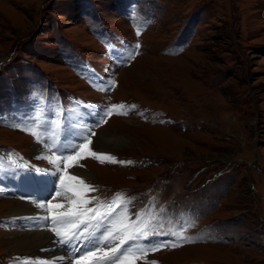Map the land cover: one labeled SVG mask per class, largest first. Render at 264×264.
Masks as SVG:
<instances>
[{
  "label": "rangeland",
  "instance_id": "374dc122",
  "mask_svg": "<svg viewBox=\"0 0 264 264\" xmlns=\"http://www.w3.org/2000/svg\"><path fill=\"white\" fill-rule=\"evenodd\" d=\"M138 42L135 55L128 46ZM113 45L134 57L120 61ZM91 65L109 80H97L104 91L89 84ZM83 105L87 121L75 140L60 151L42 143L43 156L31 152L43 141L25 114L50 117L54 128ZM99 132L124 138L103 162L92 155ZM88 139L77 157L72 149ZM5 155L34 161L45 183L47 170L66 171L46 197L65 199L66 211L77 208L65 206L78 196L87 209L85 201L112 198L109 223L119 224L102 229L104 219L97 229L117 240L147 234L131 247L133 259L117 264H264V0H0ZM1 188L0 264H15L6 239L17 231L1 203L29 199ZM146 218V229L156 225L159 234L140 229ZM169 225L188 240L177 242ZM161 240L178 246L140 251Z\"/></svg>",
  "mask_w": 264,
  "mask_h": 264
},
{
  "label": "bare ground",
  "instance_id": "6f19581e",
  "mask_svg": "<svg viewBox=\"0 0 264 264\" xmlns=\"http://www.w3.org/2000/svg\"><path fill=\"white\" fill-rule=\"evenodd\" d=\"M78 116L80 118V115ZM79 122H81L80 124H83L84 120L82 119ZM65 124L66 123L62 124V126ZM66 131L69 132V130H66ZM98 135H99V142L96 144V148H94L93 150L97 154H103L104 157L110 154V150L113 148L112 142L120 143L124 141L123 137L116 135V134L107 135L105 132H101V133L99 132ZM42 143L43 142L41 141H36L32 143L31 152L33 154H40V156H43L46 153L47 149L44 147L43 145L44 143L43 144ZM54 166H56V169H58L60 165L58 162H56ZM78 172H80L81 174L80 176L82 178L83 177L85 178L86 176L88 177V174H86L85 169H81ZM13 173H14V170L13 172L11 171L8 174L6 181H4L5 185H8L7 183H9V181L14 178V176L13 177L11 176ZM39 173H41V171H39ZM41 182H43V178L41 179ZM31 186L32 185H27L26 187H31ZM43 188H44L43 185L41 186L37 185L27 190L31 194V196L28 197L29 199L28 201H24V202L22 201L21 203V202H17V200L15 201L11 199V200L3 201V204L1 203V205H4V206L9 205L7 210H5L4 212V216H7L6 218L8 219L6 223L12 227H15L12 229H15L17 231V233H15L12 238L6 239L8 247L12 251H14V253L18 255L17 261H19L20 264L23 262H30V264H39V263L71 264L72 259L74 257H77L79 254L81 255V253H84L85 250L87 251L91 249L94 252L99 250L98 252L100 253L101 249L106 247V245L104 247L98 246L97 248L96 245H93L91 243L86 244V241H84V244H86L87 247H85L84 244H81L80 250L76 251L72 247L65 246L64 244L56 242L60 238L55 235L54 231H52V228L54 227L53 222H52V217L50 218L47 217V214H46L47 211H45L44 208L41 209L39 207V204L41 203L44 204V201H42V199L45 193L47 192V190H43ZM82 198L83 197L80 198L78 196L77 200H79V202L71 201V203H68L65 207L74 208V206H76L77 208L74 209L76 212L78 213L85 212L87 208L81 205L83 201L81 200ZM65 202H66L65 199L60 200V201L59 199H57L55 204L64 205ZM77 204L79 205L77 206ZM109 206H111V203L103 207L108 209ZM60 209H62L61 211L65 210L63 206L60 207ZM51 210H54V209L52 208ZM56 210H59V209H56ZM15 220H18L19 222L22 223L21 228H20V225H18L19 223L14 225L13 221ZM31 222L33 226L31 225ZM55 226L57 227V225ZM71 229L72 228H69V227L59 228V230L62 233L66 232L67 230H71ZM115 229L117 228L114 227L113 232L115 231ZM71 231H74V230L72 229ZM113 240L114 238L107 237L106 244H110ZM79 243L77 244L79 245ZM132 243H133L132 240H127L126 242V244L129 246L130 245L132 246ZM122 260L125 261L126 259H122ZM124 264H133V263L128 261L127 263L124 262Z\"/></svg>",
  "mask_w": 264,
  "mask_h": 264
},
{
  "label": "snow or ice",
  "instance_id": "6c2138e0",
  "mask_svg": "<svg viewBox=\"0 0 264 264\" xmlns=\"http://www.w3.org/2000/svg\"><path fill=\"white\" fill-rule=\"evenodd\" d=\"M139 35V33H137ZM137 48L140 47V45H136ZM114 83V82H113ZM97 87H100L99 85H97ZM101 90H104L103 88H101ZM113 107H122V106H113ZM135 107V106H132ZM109 111H111L109 109ZM107 115V113H106ZM103 119V118H102ZM25 131H28V129H23ZM34 135V133H32ZM92 135H95V133H92ZM92 142L90 139L87 140V143H82L79 145H76L72 151L76 154V156H80V154L85 151L86 149H88V145H90ZM92 155L96 158L101 159V161L103 162V159L105 158L103 154H97L96 152H92ZM76 157L74 156H68L67 160L68 161H72L73 159H75ZM108 159H111L114 161V158L112 157H107ZM120 163H132V161H119ZM54 175L56 173H53ZM58 179L61 180V182L63 183V178L58 177ZM67 179L69 180H77L79 179L77 176L72 175L67 177ZM80 183L83 184V180H80ZM86 188H90V186L85 185ZM57 195H60V192H57ZM117 196H120V194H117ZM85 203H87V201H85ZM63 205L60 204H52L50 201L48 202V209L51 210L52 208H60ZM39 207L41 209H43L45 207V205L43 203L39 204ZM92 209H86L85 212H91ZM85 212H76L75 210H70L68 212H61L58 214H52V222L54 227L52 228V231L55 232V235L57 237H59L60 239L57 240V243H61L64 244L65 246H69L72 247L73 249H75L76 251L80 250V245H78L76 242L80 241V244H84V241H88L89 243L91 242V238L94 235V233H90L88 235H85V233H88V230L90 227H92V224L90 223L89 220L85 219ZM106 217L105 216H101L100 217V221L104 220ZM81 224H85L87 225L84 229L83 232H76V231H72L70 233H62L58 227H56L55 225H61V226H65V227H69L72 229H78L80 227ZM97 227H99V221L97 224ZM159 234V233H157ZM176 235V238L179 240H188V237L182 235V234H174ZM142 238H147V234L146 233H142L140 235H131L127 237V240H138V239H142ZM104 240H107V237H104ZM101 239L100 238H96V246L98 248V246L101 244ZM127 241H122V244L126 243ZM169 244H171V246L175 247L178 246L175 241H159L158 243L152 244V246L150 248L145 247V248H141L140 251H154V250H158L160 247H167L169 246ZM85 247H87L86 244H84ZM132 252V248L131 247H124V248H120L117 249L113 252V254L111 256H109L107 253H105V255L102 258H97V264H116V261L121 260V259H131V255L130 253ZM89 256L95 257L96 256V252H94L93 250H89L88 253ZM83 258V256H82ZM153 264H155V262H153Z\"/></svg>",
  "mask_w": 264,
  "mask_h": 264
}]
</instances>
